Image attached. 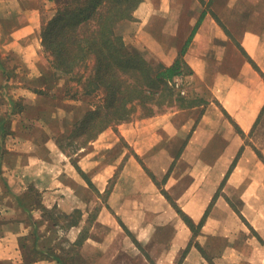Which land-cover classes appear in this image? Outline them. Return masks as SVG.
Instances as JSON below:
<instances>
[{
    "label": "crops",
    "instance_id": "1",
    "mask_svg": "<svg viewBox=\"0 0 264 264\" xmlns=\"http://www.w3.org/2000/svg\"><path fill=\"white\" fill-rule=\"evenodd\" d=\"M39 8V0H0V100L14 97L7 52L27 45L37 60ZM133 16L138 38L161 62L183 58V103L108 126L81 146L75 160L89 190L69 163L62 169L23 149L39 141L21 136L5 141L16 143L9 154L30 162L14 167L16 178L52 184L68 177L92 194L98 211L87 231L81 186L47 191L62 195L64 210L83 207L61 236L78 242L89 264H116L123 251L149 264H264V0H140ZM31 58L21 59L24 71L43 79L44 65L39 72ZM27 86L15 97L28 113L45 112L48 90ZM4 230L0 223V264H15L16 234ZM59 252L28 264H64Z\"/></svg>",
    "mask_w": 264,
    "mask_h": 264
},
{
    "label": "rangeland",
    "instance_id": "2",
    "mask_svg": "<svg viewBox=\"0 0 264 264\" xmlns=\"http://www.w3.org/2000/svg\"><path fill=\"white\" fill-rule=\"evenodd\" d=\"M66 2L67 0H39L41 23L39 27L40 41L39 45H37V62L34 56L29 55L32 47L28 49L30 46L27 45H15L12 50L8 51L6 54V59H10L8 72L13 78L12 82L7 86V90L10 91V94L14 97L8 100L3 99L4 101L0 100V223L2 224V228L5 229L4 232L16 234L19 252L15 250L13 253V256L17 254V256H15L17 257L15 264H28L26 263L28 260L30 261L34 257L43 258L53 255L56 250L60 252L58 256H54L58 257V260L60 262L62 261L64 264L65 262L67 264H88L89 262L88 259L84 260L77 257L78 242L68 245L64 236H61L64 234V230H67L71 224L79 220L84 212L82 210L83 207L80 206L79 208L76 206L69 210H64V208L57 204V202H63L64 199L61 197L62 195L47 193L54 185H58L59 187H61V185L63 187L74 186L77 190H79V186H81L80 191L84 193L85 190L82 185L78 183L75 185L74 181L68 177L60 179L59 183H57L59 179L56 181L54 180L52 184H47L36 178L29 181V179L25 178L26 176L20 181L16 178L20 176V174L14 171V167L20 170V166L24 167L30 165V162L26 161L25 157L16 158L11 153L9 154L8 148H14L16 143L11 146L9 142H5L10 137L14 139L15 136L28 138L32 141L38 139V146L35 143L33 146L30 145L27 147L22 145L21 147L23 149L30 148L29 151H31L32 148L36 151L38 150L39 157L42 158V160L48 157L54 158L62 169L64 164L69 163L71 171H73L77 178L78 176L82 178L84 176L89 185L87 189L89 190V188H91V182L85 177L83 170L77 165L75 155L81 146L88 145V143L96 137L87 141L82 136H75L73 134L74 127L79 124L86 111L94 109L102 101L101 92L97 89L87 93L89 88L86 87V80L87 75L90 73L89 67L91 61L88 62L86 67L76 71L75 74H64L53 68L50 62V55L44 51L40 36L42 26L51 19L57 10L64 6ZM132 15H134V11ZM139 27H141V23H138V21L136 22L133 16L132 19L119 22L115 32L127 48L140 52L150 61L156 63L161 62L155 56L154 52L149 49L148 45H144L138 38L137 31ZM164 36L165 35L160 38L161 42L164 40ZM156 42H159V40ZM164 45L165 42H162V45L152 46H154L155 50H158L157 47H164ZM177 56L178 53L176 54V57ZM22 58H31L34 65H39L37 70L41 67V61L44 65V69H46L42 72L45 77L43 79L37 77L34 78L35 80H31L30 73L24 71L21 62ZM27 66L30 67L29 64H27ZM41 71L42 70L39 69V72ZM22 72L25 73L22 74ZM36 79H39L44 84H42V86H37L39 82H37ZM169 83L174 85L177 90L178 88L182 89L180 92L181 94L188 93V86H185V82H182L180 76L175 77ZM28 84L32 86H27V88L34 90L37 94H44L47 92L46 90H48L49 97L43 100L45 112L28 113L26 103H23L21 100L22 96L18 95L15 97L19 89H22L23 86ZM167 108L168 107H164L160 110L159 108H155L159 111L152 116H155ZM142 117L148 118L144 116L138 108V110L133 113L130 120ZM45 135L53 139V150L47 149L46 145H43L42 139L46 138ZM55 182L57 184H55ZM82 198L85 200L84 208L86 204L88 209V216L85 219V230L88 231L91 222L97 214L98 208L93 204L94 198L92 194L85 192ZM44 217H48L47 220H45ZM149 260L150 259H147V262L143 263V258H133L127 252L123 251L120 252L116 264H149Z\"/></svg>",
    "mask_w": 264,
    "mask_h": 264
},
{
    "label": "trees",
    "instance_id": "3",
    "mask_svg": "<svg viewBox=\"0 0 264 264\" xmlns=\"http://www.w3.org/2000/svg\"><path fill=\"white\" fill-rule=\"evenodd\" d=\"M139 2L67 0L41 28L42 46L53 68L75 74L91 61L87 93L101 92V103L86 111L73 129L75 136L88 141L106 127L130 120L138 108L149 117L164 107L183 103L186 95L169 83L187 73L183 58L177 56L168 65L150 61L127 48L115 32L119 22L133 18Z\"/></svg>",
    "mask_w": 264,
    "mask_h": 264
}]
</instances>
